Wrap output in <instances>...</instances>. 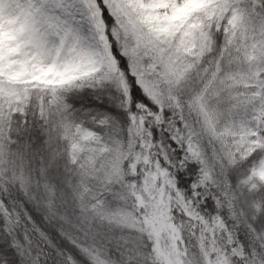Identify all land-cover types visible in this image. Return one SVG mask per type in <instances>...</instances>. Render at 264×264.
Masks as SVG:
<instances>
[{"label": "snow or ice", "instance_id": "obj_1", "mask_svg": "<svg viewBox=\"0 0 264 264\" xmlns=\"http://www.w3.org/2000/svg\"><path fill=\"white\" fill-rule=\"evenodd\" d=\"M0 264H264V0H0Z\"/></svg>", "mask_w": 264, "mask_h": 264}]
</instances>
